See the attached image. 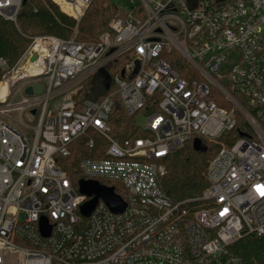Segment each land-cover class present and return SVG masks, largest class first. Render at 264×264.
<instances>
[{
	"label": "built area",
	"instance_id": "built-area-1",
	"mask_svg": "<svg viewBox=\"0 0 264 264\" xmlns=\"http://www.w3.org/2000/svg\"><path fill=\"white\" fill-rule=\"evenodd\" d=\"M93 1L56 3L80 23ZM23 2L0 0V16L17 23ZM127 2L128 16L113 19L95 44L29 37L21 63L3 77L0 264H241L224 261L227 248L243 233L264 237V0ZM125 55L116 92L100 101L81 95ZM173 56L195 76L173 69ZM115 95L142 138L112 137ZM238 116L246 137L233 142ZM89 132L107 143L104 158L83 159L76 170L81 181L114 189L122 213L99 199L84 217L96 196L82 194L61 165ZM195 139L221 143L203 207L174 203L160 186L165 160Z\"/></svg>",
	"mask_w": 264,
	"mask_h": 264
},
{
	"label": "trees",
	"instance_id": "trees-1",
	"mask_svg": "<svg viewBox=\"0 0 264 264\" xmlns=\"http://www.w3.org/2000/svg\"><path fill=\"white\" fill-rule=\"evenodd\" d=\"M61 0H24L17 23L0 16V84L7 70L15 68L24 58L31 46L29 37L54 36L63 40L75 38L77 42L95 44L100 36L108 32L111 21L115 18H126L113 0H94L82 17L80 23L70 16L66 7L63 9L56 3ZM130 59L125 55L109 64L101 73L91 77L81 95L85 98L100 101L116 92L113 78L123 74V69ZM172 67L184 78L195 74L188 65H184L178 57L173 56ZM5 63L6 68L1 66ZM219 106L221 100L212 96ZM114 107L111 114V135L118 141L139 139L143 134L138 130L136 118L129 117L118 95L113 97ZM246 124L238 116L237 127L230 134L234 141L246 137ZM95 141V147L90 149L88 142ZM225 142V139L220 140ZM202 151H196L193 142L171 154L165 160L166 173L160 180L163 193L174 203L190 200H200L209 186L207 171L210 162L221 149V143L202 141ZM231 146V145H230ZM107 143L95 132H89L70 146L71 155L61 161V165L72 177L75 183L82 180L76 170L83 159L104 158ZM197 202L196 206L203 207ZM235 258L241 264H264V237L243 233L242 237L227 248L224 261Z\"/></svg>",
	"mask_w": 264,
	"mask_h": 264
},
{
	"label": "water",
	"instance_id": "water-1",
	"mask_svg": "<svg viewBox=\"0 0 264 264\" xmlns=\"http://www.w3.org/2000/svg\"><path fill=\"white\" fill-rule=\"evenodd\" d=\"M36 90L38 94H41L43 91V87L39 85L36 87ZM26 94L33 95V89L28 88L26 90ZM193 147L196 151H202V141L200 139H195L193 142ZM80 192L84 195L96 196L94 200L83 205L81 208V214L86 218H89L93 211L96 209L99 199L104 200L109 208L115 213H122L126 209L125 203L121 198L115 195L114 189L101 186L97 182L81 181Z\"/></svg>",
	"mask_w": 264,
	"mask_h": 264
},
{
	"label": "rangeland",
	"instance_id": "rangeland-1",
	"mask_svg": "<svg viewBox=\"0 0 264 264\" xmlns=\"http://www.w3.org/2000/svg\"><path fill=\"white\" fill-rule=\"evenodd\" d=\"M115 2V4L119 7L120 10H122L123 12L127 13L130 10V6L129 3L127 2V0H113ZM139 1V0H137ZM102 36V35H101ZM100 36V38H101ZM144 120L143 118L139 119V124L140 127H143L142 125L144 124ZM118 184V183H117ZM121 188V185L119 187V189Z\"/></svg>",
	"mask_w": 264,
	"mask_h": 264
},
{
	"label": "bare ground",
	"instance_id": "bare-ground-1",
	"mask_svg": "<svg viewBox=\"0 0 264 264\" xmlns=\"http://www.w3.org/2000/svg\"><path fill=\"white\" fill-rule=\"evenodd\" d=\"M64 7H66V6H64ZM66 8L68 9V7H66ZM68 11H69V9H68ZM7 91H8V84H7V82L3 81L0 85V99H3L6 96Z\"/></svg>",
	"mask_w": 264,
	"mask_h": 264
},
{
	"label": "snow or ice",
	"instance_id": "snow-or-ice-1",
	"mask_svg": "<svg viewBox=\"0 0 264 264\" xmlns=\"http://www.w3.org/2000/svg\"><path fill=\"white\" fill-rule=\"evenodd\" d=\"M258 191H260L261 195H264V187L258 188Z\"/></svg>",
	"mask_w": 264,
	"mask_h": 264
}]
</instances>
